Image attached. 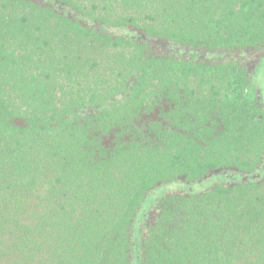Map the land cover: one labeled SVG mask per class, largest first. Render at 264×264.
Masks as SVG:
<instances>
[{
  "label": "trees",
  "instance_id": "trees-1",
  "mask_svg": "<svg viewBox=\"0 0 264 264\" xmlns=\"http://www.w3.org/2000/svg\"><path fill=\"white\" fill-rule=\"evenodd\" d=\"M263 54L264 0H0V264H131L210 175L138 264H264Z\"/></svg>",
  "mask_w": 264,
  "mask_h": 264
},
{
  "label": "rangeland",
  "instance_id": "rangeland-1",
  "mask_svg": "<svg viewBox=\"0 0 264 264\" xmlns=\"http://www.w3.org/2000/svg\"><path fill=\"white\" fill-rule=\"evenodd\" d=\"M112 33L117 32L115 29H110ZM210 60H212L210 58ZM247 69L250 70V74L248 75V80L250 84H252L254 88V94H258L260 100L262 102L264 108V54L259 59H253L248 61ZM125 100V95L123 97H118L115 102L121 103ZM219 177L217 175H210L201 181H184V180H169L159 185L155 186L154 188L150 189L145 198L143 199L140 209L138 211L136 221L134 222L133 226V252H132V263L131 264H138V253L140 250V235H139V228L138 221L143 220V215H145L155 204L157 203L158 199L165 194L171 193H199L210 187L213 183L218 181Z\"/></svg>",
  "mask_w": 264,
  "mask_h": 264
},
{
  "label": "flooded vegetation",
  "instance_id": "flooded-vegetation-1",
  "mask_svg": "<svg viewBox=\"0 0 264 264\" xmlns=\"http://www.w3.org/2000/svg\"><path fill=\"white\" fill-rule=\"evenodd\" d=\"M188 52H189V51L187 50V51L183 52L182 54H183V55H184V54L186 55V54H188ZM190 56H191V55H190Z\"/></svg>",
  "mask_w": 264,
  "mask_h": 264
}]
</instances>
